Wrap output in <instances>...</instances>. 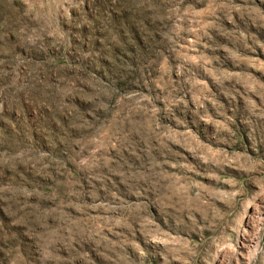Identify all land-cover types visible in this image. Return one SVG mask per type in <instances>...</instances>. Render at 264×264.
<instances>
[{
  "label": "rangeland",
  "instance_id": "374dc122",
  "mask_svg": "<svg viewBox=\"0 0 264 264\" xmlns=\"http://www.w3.org/2000/svg\"><path fill=\"white\" fill-rule=\"evenodd\" d=\"M0 264H264V0H0Z\"/></svg>",
  "mask_w": 264,
  "mask_h": 264
}]
</instances>
